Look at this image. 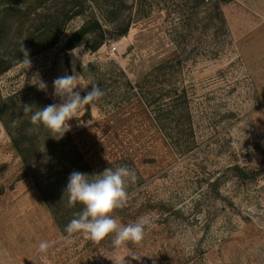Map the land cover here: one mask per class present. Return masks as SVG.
Returning a JSON list of instances; mask_svg holds the SVG:
<instances>
[{
    "label": "rangeland",
    "instance_id": "obj_1",
    "mask_svg": "<svg viewBox=\"0 0 264 264\" xmlns=\"http://www.w3.org/2000/svg\"><path fill=\"white\" fill-rule=\"evenodd\" d=\"M29 1L0 0L5 43L16 31L24 43L33 24H39V12L54 8L48 1L32 9L28 19L15 12L4 17L6 6L21 4L24 11ZM125 1L117 7L134 20L124 36L114 39L118 29L109 28L114 35L108 34L111 38L98 50L89 48L87 37L66 52V40L85 20L80 16L68 23L55 46L29 57L30 68L20 63L0 74V264H264V0L223 5L227 34L206 43L201 9L192 17V1ZM140 6L143 16L137 14ZM106 8L103 0L86 6L88 13ZM168 60L181 61L169 71L172 81L188 90L186 134L173 129L167 135L139 98L122 100L114 92L105 99L110 81L102 75L112 67L136 82ZM73 68L80 76L75 91L81 97L91 84L99 86L101 77L106 93L94 108L81 109L69 121L70 131L58 139L43 125L32 124L22 105L61 103L53 81L73 74ZM14 93L13 101L7 99ZM3 118L14 136L16 126L29 119V138L39 142L42 156L32 168L23 164ZM175 136L189 141L190 148H176ZM84 163L96 174L120 166L135 171L127 202L113 216L123 225L149 219L139 244L116 248L114 234L98 243L74 234L71 244L65 242L68 219L83 208L77 203L65 209V189L69 175ZM238 166L246 168L244 177ZM43 193L54 196L62 214L76 210L62 228ZM42 240L54 242L46 255L38 252Z\"/></svg>",
    "mask_w": 264,
    "mask_h": 264
},
{
    "label": "trees",
    "instance_id": "obj_2",
    "mask_svg": "<svg viewBox=\"0 0 264 264\" xmlns=\"http://www.w3.org/2000/svg\"><path fill=\"white\" fill-rule=\"evenodd\" d=\"M51 1L54 8L45 9L44 12H39V24L34 25V31L30 32L24 46L29 50L30 56L38 55L45 50L56 45L59 35L63 32L73 19L84 16L85 20L82 25L74 30L66 40L64 44V49L66 52L77 47L81 42L90 38L89 48L93 51L98 50L108 38V34L113 36V30L118 29V33L114 39H118L124 36L131 26L134 17H126L123 14L121 7H117V4H125V0H103L105 4H108L109 8L106 10L94 12H87L86 6L90 3L98 4L100 0H31L26 3L27 6L23 10V5L21 4H10L5 7L6 15L4 17L13 16L23 13L27 19L30 17V12L33 9L36 11L38 7H42L46 2ZM193 2L192 12L190 14L192 17L199 15V8L201 9L203 22H204V32L203 35L208 42L210 39H222L227 34V22L223 12V5L232 2L233 0H190ZM18 5V6H17ZM47 10V11H46ZM137 14L139 16L145 15V11L140 6L137 9ZM1 19V17H0ZM4 19V18H3ZM194 19V18H193ZM191 19V20H193ZM2 21V20H1ZM0 21V56H14L12 60L9 58H0V74L7 71L11 66L20 64L21 59H23V54L20 52V42L15 37L19 31L14 32V38H10L9 43L4 42L3 32L6 22L2 24ZM109 28L112 29L109 30ZM8 32L12 33V26H8ZM18 32V33H17ZM16 40V42H14ZM180 64L181 61H166L158 64L152 68L143 78L133 82L121 68L112 67L109 72L103 76H106L110 85L105 88L106 98H109L112 93L120 92L119 99L125 100L126 96L131 98H139L146 106L152 109L154 113V119L158 123L161 130H163L167 135H171L170 131L173 129L179 130V134H186V125L184 119L189 117V95L188 90L183 86L179 87L172 80L174 79L173 74L169 71L174 68V64ZM101 77V78H102ZM97 78V83L99 87L102 84V79ZM18 93L7 97L9 100H14ZM2 103V96L0 94V105ZM101 103V100L98 101ZM1 117H3L1 115ZM28 118L22 120L23 124H18L15 128L16 135L14 136L11 132V125L8 120L3 118V123L5 128L11 132L12 141L14 147L19 152L23 164L26 167L32 168L36 161H38L42 156L39 152V142L34 138H29V131L33 126H27ZM175 121V122H173ZM183 128V129H182ZM189 130L193 132V126L189 125ZM190 132H188V137ZM187 138V137H186ZM173 144L180 151L185 152L190 147L189 141L182 140L178 136L173 137ZM39 152V153H38ZM82 169L87 174H96L89 167L87 163L84 165L77 166V171H82ZM237 171L240 177L245 176L246 168L238 166ZM92 178L91 176L89 177ZM63 191V190H62ZM62 195L63 192H62ZM44 201L47 207L50 209L51 214L54 218L55 223L59 228H62V221L68 217V215L74 213L76 210H67L66 214H62L58 207L59 202L56 200L54 206V196H50L43 193ZM69 205L66 201L65 209ZM74 211V212H73ZM74 216L68 219L71 221ZM67 224V222L65 221Z\"/></svg>",
    "mask_w": 264,
    "mask_h": 264
},
{
    "label": "clouds",
    "instance_id": "obj_3",
    "mask_svg": "<svg viewBox=\"0 0 264 264\" xmlns=\"http://www.w3.org/2000/svg\"><path fill=\"white\" fill-rule=\"evenodd\" d=\"M23 41L20 42V52L23 54V59L20 62L30 68V53ZM79 79L80 76L74 68L73 74L56 78L53 81L54 95L59 97L62 102L53 103L43 108L26 103L22 105L23 113H31L32 124L43 125L52 133L53 137L62 138L65 133L70 131L69 121L77 118L81 109L86 106L94 108L105 95L104 90L97 84H91V91L81 97L80 93L75 91L77 85H80L77 82ZM39 87L41 90H46L47 85L41 82ZM34 107H36L35 111H33ZM136 179L135 171L127 166H120L114 170L108 168L101 173L91 175L74 170L69 175L65 192L69 194V207L79 203L83 208L80 212L74 213V218L65 226L64 231L68 234L65 242L71 244L74 234H82L85 239L95 243L114 234L112 244L116 248L126 246L129 242L139 244L145 236L149 219L141 217L134 223L123 225L113 216L114 210L124 207L127 202L128 182L134 183ZM53 244V241H40L38 252L46 255Z\"/></svg>",
    "mask_w": 264,
    "mask_h": 264
}]
</instances>
